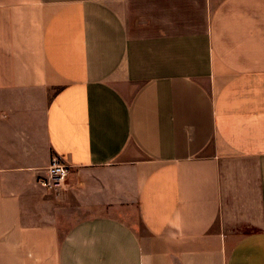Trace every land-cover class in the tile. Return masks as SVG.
<instances>
[{
    "label": "crops",
    "instance_id": "0c3cea01",
    "mask_svg": "<svg viewBox=\"0 0 264 264\" xmlns=\"http://www.w3.org/2000/svg\"><path fill=\"white\" fill-rule=\"evenodd\" d=\"M0 264H264V0H0Z\"/></svg>",
    "mask_w": 264,
    "mask_h": 264
},
{
    "label": "built area",
    "instance_id": "2783aa9c",
    "mask_svg": "<svg viewBox=\"0 0 264 264\" xmlns=\"http://www.w3.org/2000/svg\"><path fill=\"white\" fill-rule=\"evenodd\" d=\"M69 165L53 158L46 167V175L39 180V184L49 190H57L66 185Z\"/></svg>",
    "mask_w": 264,
    "mask_h": 264
},
{
    "label": "rangeland",
    "instance_id": "374dc122",
    "mask_svg": "<svg viewBox=\"0 0 264 264\" xmlns=\"http://www.w3.org/2000/svg\"><path fill=\"white\" fill-rule=\"evenodd\" d=\"M75 218H70L67 222H72ZM68 224H63V229L67 228Z\"/></svg>",
    "mask_w": 264,
    "mask_h": 264
}]
</instances>
